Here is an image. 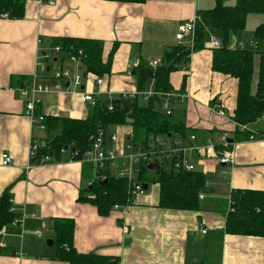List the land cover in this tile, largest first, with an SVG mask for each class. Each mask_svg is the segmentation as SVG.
<instances>
[{
  "label": "crops",
  "instance_id": "crops-1",
  "mask_svg": "<svg viewBox=\"0 0 264 264\" xmlns=\"http://www.w3.org/2000/svg\"><path fill=\"white\" fill-rule=\"evenodd\" d=\"M53 2L26 0L23 18L0 17V194L8 193L10 208L21 219L20 225L11 221L3 227L0 264H66L56 258L52 224L57 219L64 220L66 228L69 223L72 225L75 250L112 256L124 264H264V237L225 231L231 191H264V137L233 142L232 165L198 154L195 167L204 173L206 185L200 191L197 210L161 208L157 205L158 186L150 183L125 213L111 208L108 214L99 215L96 207L83 199L92 198L87 189L98 178L88 163L71 160L65 152L59 160L32 164L26 169L30 162L29 141H41L44 133L32 126L25 115V99L18 88L35 70L41 80L52 85L56 82L52 77L56 69L73 67L70 61L56 60L58 52L50 46L53 38L100 39L104 55L117 42L111 72L102 76L103 85L98 88L93 74L82 78L81 90H100L98 97L103 99L104 91L116 95L135 90V65L160 61L164 52L177 44L174 36L178 24L212 8L216 0ZM257 23H264V19ZM206 31V36L214 34L212 29ZM242 34L243 31L237 35ZM250 35L231 46L255 51L251 82L254 93L256 65L261 60L264 64V40ZM189 37L186 34L185 41ZM43 50L52 52L55 58L47 64V73L36 66ZM211 60L212 50L203 47L191 53L187 72L179 69L170 74L172 90L189 93L188 98L171 99V113L194 129L191 134L199 145L208 137L217 139L223 132L231 133L235 127L231 113L236 80L212 71ZM219 107L224 109V116L217 114ZM90 108L78 94L64 97L51 91L41 95L39 111L45 116L57 113L84 118ZM121 126L125 127L119 129ZM247 130L264 136V113L247 124ZM113 132L117 135L115 145L121 151L132 129L126 124L118 125ZM3 152L11 158L9 165L1 164ZM123 221L128 226L126 234L121 229ZM48 239L52 240L51 245L46 243Z\"/></svg>",
  "mask_w": 264,
  "mask_h": 264
},
{
  "label": "trees",
  "instance_id": "trees-1",
  "mask_svg": "<svg viewBox=\"0 0 264 264\" xmlns=\"http://www.w3.org/2000/svg\"><path fill=\"white\" fill-rule=\"evenodd\" d=\"M119 3H143L145 0H111ZM26 0H0V14L7 18L21 19L25 13ZM249 13L264 14V0H236L233 6L216 0L215 5L199 14L193 33L192 47L176 44L164 52L160 63L154 68L139 62L133 68L136 90L145 91L146 83L153 81L155 91H171L170 74L181 69L189 61L190 54L203 48L206 29L220 30L223 38L221 46L212 50L211 70L236 80L235 104L232 118L237 124L252 123L264 113V64L258 66L257 82L254 93L251 92L253 60L255 51L250 48H232L228 45L231 35L245 28ZM254 38L264 40V23L255 27ZM50 46L59 47L56 60L61 63L76 56L83 75L108 76L111 72L113 55L117 48L114 42L110 50L103 54V41L93 38L55 37ZM78 51H81L79 54ZM46 52V51H41ZM49 52V51H47ZM51 62L55 59L52 52ZM50 62V61H48ZM47 73L48 71H43ZM164 97L150 95L145 100L141 95L133 99L115 98L112 109L106 108L104 98H97L84 118L47 115L44 118L45 129L33 160L38 161L45 155L59 160L68 153L71 160H79L89 148L91 137L102 131L105 135L113 132L118 125H129L132 129V143L146 145L157 136H184L194 129L187 127L183 120L161 109ZM250 131H240L234 127L229 133L233 142L247 140ZM221 145H215V149ZM107 179L96 178L87 191L93 197H83L93 204L99 215L108 214L114 203L126 201L127 183L116 178L110 170H105ZM138 178L149 185L158 186L157 205L167 209L197 210L198 194L204 188L206 178L199 169L165 171L156 167L153 171L141 170ZM230 203L225 215V231L229 234L264 237V191L235 189L229 194ZM18 214L10 208L8 193L0 194V229L17 218ZM65 227L64 220H55L52 229L55 235L56 258L66 264H116L112 256L96 253H82L73 247L72 225ZM5 248V247H4Z\"/></svg>",
  "mask_w": 264,
  "mask_h": 264
},
{
  "label": "built area",
  "instance_id": "built-area-1",
  "mask_svg": "<svg viewBox=\"0 0 264 264\" xmlns=\"http://www.w3.org/2000/svg\"><path fill=\"white\" fill-rule=\"evenodd\" d=\"M42 2V0H38ZM49 4H53V0H45ZM0 17H7L6 13H1ZM199 16L194 15L193 17L187 19L178 24L177 30L175 32V40L178 44H185L192 47L193 43V33ZM188 34L190 37L188 41H185V35ZM221 46V40L216 36H210L207 39L203 47L210 50L219 48ZM54 52L59 51V47H53ZM79 54L81 51H78ZM191 55V54H190ZM52 54L49 52L39 53L38 61L36 63L39 71L43 72L47 68L48 61L51 62ZM190 58V57H189ZM69 61L73 64V67L63 66L56 69L52 73V77L55 79V83L50 85L49 83L43 81L39 77L37 70L32 74L31 78L27 81H23L18 88L20 95L25 99V115L30 120L32 126L36 127L40 131H44L45 115L39 111V106L41 105V95L46 94L51 91H55L64 97H70L71 95L78 94L80 100L84 103H88L91 107L94 105L101 92H87L82 91V78L83 73L80 69L81 63L76 56H71ZM159 59L148 61V66L154 68L159 64ZM188 62L181 67V70L187 72ZM87 75V74H86ZM67 81V85L64 82ZM98 88H100L104 83V78L100 75H95L94 79ZM106 93L104 101L106 102V108L108 110L112 109V101L115 98L122 99H133L135 96L141 95L145 100L150 95H160L164 97L161 104V109L165 111L166 114L171 113L169 103L171 99H181L183 97L188 98V92H174L171 91H155L153 87L145 91H127L119 92L114 95L111 91H104ZM217 114L224 116V109L220 107L217 109ZM52 116H58L57 113L52 114ZM233 119V118H232ZM234 121V120H233ZM235 127L240 131H248L247 125L237 124L234 121ZM251 132V131H250ZM264 137L263 135H258L255 132H251L247 140H256ZM132 132H130L126 138L125 143L122 145L121 151H119L115 145L117 140V135L115 132H111L105 137L102 131L91 137V144L88 149H86L81 157L80 161L88 163L99 180H106L107 176L105 170H110L116 178H123L127 183L126 190V201L124 203H114L111 208L114 210L121 209L125 213L129 205L135 203V199L147 191L143 188V180L138 178L141 170L153 171L156 167L162 169V160H168V170H194L196 158L201 155L202 157H214L219 164H230L232 165V146L233 141L229 142L230 135L227 132H223L219 135L217 139L208 137L204 142L199 145L196 144V137L194 134H186L184 136L174 135V136H157L152 138L146 145L132 143ZM40 141L31 138L28 145V158L29 168L32 164L46 165L53 159L51 156L45 155L40 157L36 162L33 160L36 150L39 146ZM221 145L220 148L215 149V145ZM125 150V151H124ZM128 150V151H126ZM199 154V155H198ZM11 163V158L8 153H1V164L9 165ZM147 185V184H146ZM206 185V182H205ZM148 186V185H147ZM148 189V188H147ZM93 197V195H92ZM199 198L202 195L198 194ZM228 203L230 200L228 198ZM12 210V209H11ZM123 219V218H122ZM13 224H21V219L16 218ZM122 233H128V226L123 221L121 223ZM3 231V227L0 229V234ZM205 233V229L201 230ZM116 264H124L117 261Z\"/></svg>",
  "mask_w": 264,
  "mask_h": 264
},
{
  "label": "rangeland",
  "instance_id": "rangeland-1",
  "mask_svg": "<svg viewBox=\"0 0 264 264\" xmlns=\"http://www.w3.org/2000/svg\"><path fill=\"white\" fill-rule=\"evenodd\" d=\"M226 1L225 4L227 5H230V6H233L236 2V0H224ZM263 14H258V13H249L246 17V23H245V28L242 30L243 31V34L244 36L242 35H231L229 40H228V45L230 47L232 42H235V44L237 43V41H242V40H245V38L247 39L248 37H251L250 34H254V30H255V27L257 26V22H259L260 20L264 19V15L262 16ZM262 22V21H261ZM257 23V24H256ZM256 24V25H255ZM212 32L214 34H210L208 36H206V39H209L210 36H216L218 37L220 40L223 38V35L221 33L220 30H215V29H212ZM251 32V33H250ZM205 35H207V31L205 33ZM242 47V46H241ZM233 48V47H232ZM51 63V62H50ZM52 65V64H51ZM258 69L257 65H256V70ZM254 79H257V72L254 73ZM153 83L151 80H149L147 83H146V90H149L151 89ZM125 126H121L119 127L120 128H124ZM125 151V150H124ZM128 151V150H126ZM162 169L167 171L168 170V160L165 159V160H162ZM150 185V184H149ZM150 191V189L148 190Z\"/></svg>",
  "mask_w": 264,
  "mask_h": 264
},
{
  "label": "water",
  "instance_id": "water-1",
  "mask_svg": "<svg viewBox=\"0 0 264 264\" xmlns=\"http://www.w3.org/2000/svg\"><path fill=\"white\" fill-rule=\"evenodd\" d=\"M232 141V139H229V142H231ZM106 180H104L102 183H104ZM143 188L144 189H147V185L146 184H143ZM46 243L48 244V245H51L52 244V240L51 239H48L47 241H46Z\"/></svg>",
  "mask_w": 264,
  "mask_h": 264
},
{
  "label": "bare ground",
  "instance_id": "bare-ground-1",
  "mask_svg": "<svg viewBox=\"0 0 264 264\" xmlns=\"http://www.w3.org/2000/svg\"><path fill=\"white\" fill-rule=\"evenodd\" d=\"M15 219H16V218H15ZM15 219L12 220V223H13V221H14Z\"/></svg>",
  "mask_w": 264,
  "mask_h": 264
}]
</instances>
